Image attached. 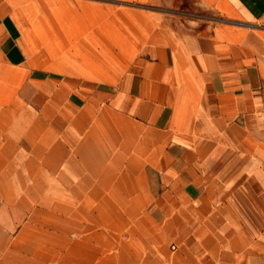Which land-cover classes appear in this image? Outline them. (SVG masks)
<instances>
[{"label":"crops","instance_id":"1","mask_svg":"<svg viewBox=\"0 0 264 264\" xmlns=\"http://www.w3.org/2000/svg\"><path fill=\"white\" fill-rule=\"evenodd\" d=\"M125 1L61 16L69 59L47 64L0 0V53L48 120L21 144L80 199L76 264H264V0Z\"/></svg>","mask_w":264,"mask_h":264},{"label":"rangeland","instance_id":"2","mask_svg":"<svg viewBox=\"0 0 264 264\" xmlns=\"http://www.w3.org/2000/svg\"><path fill=\"white\" fill-rule=\"evenodd\" d=\"M18 1L21 20L36 41L34 56L47 64L69 59L61 54L71 49L64 47L66 40L55 32V23L61 16L70 19L71 9L94 10L100 20L103 10L136 5L125 0ZM256 28L264 31V26ZM24 88L22 72L9 68L0 53V149L8 138L20 144L13 160L0 161V264H76L82 234L72 230L70 205L80 199L71 192L69 177H57L54 160L39 162L32 148L21 144L26 126L36 139L34 131L48 121L39 113L42 100ZM261 133L264 137V130ZM40 164L47 170L39 171ZM89 199L100 200L102 195L90 192ZM102 229L93 227L94 232Z\"/></svg>","mask_w":264,"mask_h":264}]
</instances>
